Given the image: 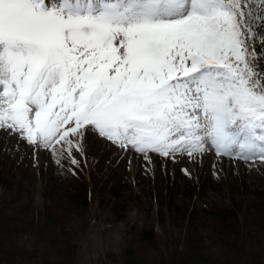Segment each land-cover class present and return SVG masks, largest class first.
<instances>
[{
    "label": "snow or ice",
    "instance_id": "obj_1",
    "mask_svg": "<svg viewBox=\"0 0 264 264\" xmlns=\"http://www.w3.org/2000/svg\"><path fill=\"white\" fill-rule=\"evenodd\" d=\"M253 18L250 0H0V129L57 163L85 134L149 162L264 161Z\"/></svg>",
    "mask_w": 264,
    "mask_h": 264
},
{
    "label": "rangeland",
    "instance_id": "obj_2",
    "mask_svg": "<svg viewBox=\"0 0 264 264\" xmlns=\"http://www.w3.org/2000/svg\"><path fill=\"white\" fill-rule=\"evenodd\" d=\"M251 10L260 16L264 4L256 0ZM261 23L256 31L264 32ZM260 43L255 39L257 54ZM7 132L0 129L1 209L12 219L35 224L42 222L46 212L58 213L57 218L63 215L79 245L74 264L122 262L129 241L144 247L136 236L147 229L165 253V246L185 242L188 220L201 209L236 205L248 213L264 192V161L217 155L214 149L192 157L149 153V162L130 146L119 148L103 137L85 134L83 153L72 152L76 165L67 153L57 163L50 151L18 140L17 132ZM75 188L87 194L88 206L71 202L69 195ZM199 231L214 235L208 227ZM141 250L145 255L158 252Z\"/></svg>",
    "mask_w": 264,
    "mask_h": 264
},
{
    "label": "trees",
    "instance_id": "obj_3",
    "mask_svg": "<svg viewBox=\"0 0 264 264\" xmlns=\"http://www.w3.org/2000/svg\"><path fill=\"white\" fill-rule=\"evenodd\" d=\"M250 5L254 10L256 0H250ZM253 20L249 23L256 32L260 20ZM250 43L255 44V38ZM69 196L73 203H82L85 207L89 204L82 188H75ZM252 207L253 211L248 213L236 205L201 209L188 220L185 242L165 246V253L159 251L160 244L153 231L143 230L136 237L144 247L129 241L123 250L122 262L114 260V263L264 264V192ZM58 216V213L46 212L42 222L35 224L21 218L12 219L0 207V264H74L79 248L76 234L68 228L65 217ZM199 227H208L214 235H203ZM148 248L157 250V254L145 255L141 249Z\"/></svg>",
    "mask_w": 264,
    "mask_h": 264
}]
</instances>
